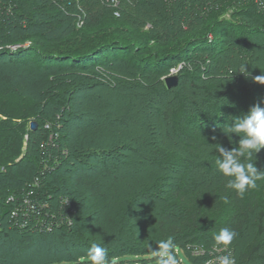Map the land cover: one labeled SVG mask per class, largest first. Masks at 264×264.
<instances>
[{
    "label": "trees",
    "instance_id": "16d2710c",
    "mask_svg": "<svg viewBox=\"0 0 264 264\" xmlns=\"http://www.w3.org/2000/svg\"><path fill=\"white\" fill-rule=\"evenodd\" d=\"M100 1L97 4V0H0V68L6 69L4 74L0 73V78L4 76L6 89L13 97L27 101L21 103L18 112L22 116L17 115L16 119L33 116L38 124L36 131L28 134L29 151L20 157L21 127L10 123L11 116L1 122V117H7L8 110L0 105V167L4 169L0 172V264H17L18 261L13 260L15 256L49 240L61 246L87 249L99 244L106 249V264L122 263L125 258H133L137 264H154L159 258V241L171 240L172 253L175 249L185 251L190 245L202 246L205 257H191L188 261L203 264L206 255L223 254L209 251L222 228L227 227L236 234L234 241H240L243 234L264 237V181H258L255 189L240 196L227 187L231 178L224 177L216 164L220 158L216 145L239 150L243 135L225 134L223 130L254 104L264 107V84L256 82L251 75L255 72L254 51L250 50L252 54L244 60L235 55L227 59L225 65L220 63L221 67L218 65L213 69V64L221 62L216 55H226L230 49L236 53V44L246 46L251 42H264V10L258 11L257 19L249 24L225 17H205L206 10L211 7L220 10L222 7L226 11L228 4L237 5L241 0H177L172 3L176 13L190 9L186 15L192 22L189 28L177 30L162 23L160 29L144 35L138 45L139 38L133 40L129 30L125 33L115 25L109 27L105 22L107 18L90 8L89 3L94 6L100 3L105 12L112 14L110 6L107 4L106 8ZM166 1L171 3L172 0ZM261 1L264 9V0ZM135 2L139 9L148 4L144 0ZM242 2L240 16L257 12V0ZM73 14L80 17V27L76 26L75 16L69 17ZM172 38L178 39L170 42ZM161 40L170 44L164 51L147 48L149 43ZM26 43V48L8 49ZM116 62L137 70L141 81L146 76L152 78L158 94L168 99V105L159 113L161 121H156L155 129H159V123L163 129L165 125V137L178 144L184 143L181 140L185 136L188 138L184 133L188 127L198 135L186 140L182 151L188 159L176 158L179 150L168 156L157 146L138 151L126 149L134 157V163L138 159L139 163L147 160V164L160 169L156 175L175 172L177 168H180L179 172L185 170L187 175L182 172L185 177L176 189L163 192L165 187L158 186L159 181L139 183L142 176L132 174L130 163L120 164L114 160L109 164L104 160L114 159L115 153L109 148L113 142H106L103 132H118L128 124L143 133L146 130L145 134L149 130L124 112L115 118L113 109H106L113 106L106 99L112 98L117 102L118 110L130 111L135 106V98H123L124 94L120 92L131 90L127 84L116 79H111L107 86L83 84L84 79L88 80L81 74L83 71L95 70L100 74L109 67L115 68ZM178 63H182V82L179 81L175 90H166L160 79L168 65ZM242 64H246L247 77L236 71ZM231 65L235 67V80L226 76ZM113 90L119 91L115 97ZM84 92L88 93L85 97H89L90 104L98 105L96 113L85 112V106L79 104L78 94ZM4 93L7 92L3 90L1 96ZM155 93L149 97L154 99ZM151 99L147 101L142 96L138 101L140 110L144 109L145 113L147 108L151 110ZM171 100L174 104L179 100V104L174 107L169 104ZM232 109L238 110L236 117L232 115ZM56 115H60L58 130L56 125L49 131L44 130V125L54 123L51 120ZM150 115L155 117L156 114ZM55 131L59 132L58 144L45 146L50 153H42L38 147L40 141L55 137ZM149 134L148 131L146 138L152 142ZM134 144L141 146L138 140ZM260 152L254 154L253 163L258 170H264V155H259ZM203 153H206L205 158ZM92 160L95 163L89 164ZM45 165H50L51 170L42 171ZM200 170L207 176H200ZM30 191L33 193L28 197ZM132 191L133 197L127 200ZM11 196H25L32 203L41 200L49 203L47 211L50 214L45 209L42 213H34L41 216L42 223L49 225L54 233L36 232L33 227L27 230L12 228L6 219L13 208L12 203H7ZM62 197L72 206L69 212L71 224L64 222L57 226V221L52 223L48 216L66 215L68 210L61 204ZM152 200L153 206L146 210ZM148 214L153 216V221L151 227H146L150 229L146 232L142 222ZM7 242L8 246H5ZM229 253L234 264H264L263 241L249 247L241 246L240 252L233 249ZM82 258V263H90L88 255ZM75 259L71 257L66 262L75 264Z\"/></svg>",
    "mask_w": 264,
    "mask_h": 264
},
{
    "label": "rangeland",
    "instance_id": "374dc122",
    "mask_svg": "<svg viewBox=\"0 0 264 264\" xmlns=\"http://www.w3.org/2000/svg\"><path fill=\"white\" fill-rule=\"evenodd\" d=\"M177 0H172L171 3L170 1H166V0H162V2L160 1H154V0H144V2H147L148 4L142 8L139 9V7H137L135 0H102V3L104 6H106L108 4V6H106V8L108 7L109 9H112L113 12L112 14L109 15L108 12H105V10L102 8V6L99 5L98 6H94L92 4L89 3L90 8L97 10L98 12L102 13L104 15V18H107L106 24H108L109 27L114 28V25L116 26V28H120L122 29L123 32L127 33L129 30V33H131L132 39H138L140 41H138V45L141 44V39L144 35H148L151 32H155V30L160 29V24H167L168 26L170 25V27L172 29H182V30H186L189 28V24L192 23L190 22V19H187L186 15L189 14V11H186L183 7V9L185 10H178V12L176 13V7L172 5L173 2H175ZM243 0H241L240 2H238V6L235 4H228L227 10L225 11L224 9L221 10L219 9V7H211V9H207L206 13H205V17L206 18H211V17H218V18H231L235 21H239L241 20L242 22H246L251 24L252 21H255L258 17V11H263L264 9H262V6L260 5V3L262 2L261 0H257V12L256 13H252V15L250 16H240L239 14H241L240 11V7L242 6V4H244L242 2ZM98 2H101L100 0H97V4ZM153 4L154 6L151 7L149 4ZM86 4V3H85ZM105 8V9H106ZM187 8H189V6H187ZM217 8V9H216ZM261 8V9H260ZM107 11V10H106ZM219 13H221L220 15H218ZM79 15V14H78ZM173 15V16H172ZM73 17L75 16L70 15L69 17ZM76 20V26L80 27L81 26V22L80 21V17L75 16L74 17ZM119 21H118V20ZM115 21V22H113ZM118 25V26H117ZM133 29L132 32H130V27ZM157 28V29H156ZM178 38H172L169 41L173 42L176 41ZM169 42V43H170ZM27 43L24 45H20V46H16L15 45V51H17L18 49H23L27 47ZM170 45V44H168ZM168 45L163 43V40L157 42V43H149V46L147 45V48L150 49H154V50H160V51H164L165 49L168 48ZM14 46L8 47L9 50H12ZM227 45L224 46V48H226ZM237 50L235 51L236 53L232 52L231 49L228 50L226 55H216L219 57V60L221 62H219L217 65L213 64V69H216L217 66H220V63L224 64L227 62V59H231L232 57H234L235 55H239V57L244 60L246 59V56L250 55L253 53V66H254V73H252V76H258L261 75L264 72V42H260V43H248L246 46H241L240 43L236 44L235 47ZM254 51L251 53V51ZM217 57V58H218ZM218 60V61H219ZM217 63V62H216ZM6 65L10 66L9 63H6ZM243 65V64H242ZM116 66L115 68L112 69H106L105 71L103 70H99L102 71L100 72V74H97L94 71L91 70H86L83 71L81 74L84 76V78H87L88 80L84 79L83 84L84 85H88L90 84V86L93 85H97V84H105L106 86L108 85L107 83H111L110 80L111 79H116L119 82H122L124 85L129 86L131 88L130 91H127L126 89L122 92L124 95L123 98L126 99H134V105L133 108H131L130 111H122V110H118L117 109V102L114 101V98H112L111 100L106 99L107 101H109L110 105L113 104V106L106 108L107 110L113 109L112 112L114 115H116L115 118H118L123 112L128 114V116L130 118H133V120L135 122L138 123H143L144 126L146 125L147 130L150 132L149 136H151V140L152 142L148 141L146 138L148 136V131L145 134L140 130H137L136 128L132 129V127L130 126V124H128V127H122L121 130H119L118 132H114V131H108L107 132H103L104 134V140H106V142H113V144L111 146H109L110 149H113L115 155L113 156L114 159H104L106 160V162H113L114 160H118L120 164H128L130 163L132 166L131 172L132 174H136L139 176H142L139 180V183H144L147 182L148 184L154 183L155 181H159L158 182V186L161 187H165L163 189V192L170 191V189H176V186L181 184L180 180L182 179L183 173L184 175H187L185 170H183L182 172H179L180 168H177L175 170V172H166L165 174H159L156 175V172H158L157 170L160 169H156L154 166L151 167L149 164H147V160L143 163H139L140 159H138V161H136L135 163L133 162L134 157H132V154L130 152H128L126 149L127 148H131L133 149V151H138V149L140 150H144L146 149V147H149L151 149L156 148V146L158 147L159 150H165V152L170 155L173 154V152L175 150H179V153L176 154V158H183V159H188V157L186 156L185 151H182L185 147L186 144V140L192 139V138H197L198 135L193 134L191 131V127L186 128V130H184L185 134L188 136V138L185 136L184 137V141L181 140L184 143H176L175 140H171L168 139L169 137H165L164 133L166 131V126L164 125V129L162 128V124L159 123V129L157 127V129H155V124L159 121H161V118L158 117L159 113H161V111H164V108L166 105H168V99L164 98L163 96H160V94H158V89L156 88V86L154 85V82H152V78L147 77L144 79V81H141L140 77L138 76V72L137 70H132V69H128L125 68L123 65H119L117 62L114 65ZM120 66V67H119ZM232 67L228 68L231 69V71H228L227 73V77L228 78H232V80L236 79V75H235V67L233 65H231ZM1 67V66H0ZM13 67V66H10ZM15 67H17V65H15ZM221 67V66H220ZM240 68V66L238 67ZM209 69H212L211 66L209 67ZM6 70L4 67L0 68V73L1 75L4 74L3 72ZM182 71V63H178V64H173V65H168L167 67V71L165 72L164 76L160 79L162 81V84L164 86V88L166 90H175L178 86V83L180 81V83L182 82V78H183V72ZM201 71H203V69L201 68ZM233 72V74L231 75V73ZM203 73H205V71H203ZM261 73V74H260ZM185 74V73H184ZM98 75V77H97ZM147 75V74H146ZM234 75V76H233ZM177 77V85L171 89H167L166 85H165V79L168 77ZM252 76L250 78H252ZM4 77V76H3ZM3 77L0 78V105L2 107H5L8 111H7V117H1V122H3L2 120L6 121L8 120V117H13L11 118V124L15 125L17 127H21L19 129L20 135L19 138H21L22 140V146H21V152H20V157L23 156V154L26 151H29L27 148V140H28V134L35 132L36 129L38 128V124L35 121V118L33 116H26V118H21L18 117L20 119H16L17 115L22 116V114H20L18 112L19 107H21V103L22 102H27L24 101L23 99H19V97H13L10 93V90L6 89L8 86L6 85V81L3 79ZM166 77V78H165ZM165 78V79H164ZM192 80V82H194L195 80L190 78V81ZM134 84V86H131L132 84ZM124 87V86H123ZM111 89H114V87H112ZM6 91L7 93H4L3 96H1V92ZM112 95L113 97H115L117 95V93L119 91H112ZM153 92H156L155 95L153 96L154 99H151L149 96L150 94H152ZM88 93H81L78 94L80 99L79 104H82L85 106V112L88 113H93L95 112V110L97 109L94 103L90 104V101H88V96L85 97V95ZM145 97L146 100H150L151 99V104H153L152 109L150 110L149 108H147V112L145 113V110H140V104L138 101H140L141 97ZM152 97V96H151ZM172 102V104H171ZM171 102H169L170 105L172 106H176L179 104V100H175V104L174 101L171 100ZM115 103V104H114ZM1 107V109H2ZM232 115H234L235 117L237 116V112L238 110L232 109ZM96 113V112H95ZM156 114L155 117H152V115L150 114ZM60 115H56L54 117V119H52L51 121L54 122L52 123H48L46 125H44V130H51L52 126L56 125V130H58L59 125H58V121L60 120ZM238 118V117H236ZM157 121V122H156ZM82 122V121H81ZM80 121L78 123H81ZM85 122V121H84ZM31 123H36L37 127L35 130H31L30 125ZM149 124L152 125V127H149ZM95 132V131H94ZM164 132V133H163ZM192 134V135H191ZM55 137H49L48 141H40L39 143V150H42L41 152L43 153L44 151H46L47 153H50L49 149L47 151V145H49L50 147L55 146V144L57 145V139L59 136V132L55 131ZM57 136V137H56ZM57 138V139H56ZM35 138H33L32 140H34ZM138 140L139 144H141V146L135 145L134 141ZM148 143V145H147ZM155 144V145H153ZM46 146V147H45ZM49 147V148H50ZM55 149V148H54ZM142 153V152H141ZM261 154L259 155H264V149H261ZM46 155V154H45ZM202 155L203 158L206 157V153H203ZM169 156V155H168ZM47 158H49L48 155H46ZM111 160V161H110ZM56 162V161H55ZM133 162V163H132ZM94 164L95 162L92 160L89 164ZM114 163V162H113ZM104 164V163H103ZM115 164H112V166ZM103 167V166H102ZM101 167V168H102ZM118 167H120L118 165ZM100 168V169H101ZM50 169L51 167L49 165H45L44 168L42 169ZM163 168H161L162 170ZM202 170V169H201ZM198 172V174H200V176H207V173L204 171ZM4 171L3 167H0V172ZM161 172V171H160ZM210 174V173H208ZM199 176V175H197ZM197 176H195V178H198ZM199 176V177H200ZM124 190V189H123ZM122 190V191H123ZM128 191V190H127ZM119 192H121V190H119ZM29 193V192H28ZM27 193V194H28ZM33 193V192H32ZM125 191H124V195H125ZM133 191L130 193H128V197L127 200H129L130 198L133 197ZM123 195V196H124ZM28 196V195H27ZM14 200L13 204V208L10 210L9 215L6 217V219L8 220V222L10 223V226L12 228H15L17 230H27V228H34L36 230V232H40V233H54V231H52L48 226L49 225H44L42 223L41 216H38V214L34 213V214H30V212H27L28 210L30 211V209H26V207L23 206L22 200L24 201L23 198H26L25 196H23L22 198H18V197H13L11 196ZM135 197V196H134ZM1 198V197H0ZM121 199V198H120ZM2 200V198L0 199ZM60 200L62 201L61 204L66 207V209L68 210L65 214L66 215H55L56 218H54V215H49L48 218H50V221H52V223H54L55 221H57V226H61L62 224H64V222L66 224H71V219L69 218V212L72 209V206H70V202L66 199L60 198ZM34 204V212L40 211L41 213L45 212L49 213L50 211H47V208L50 206L49 203H45L44 201H38L37 203H33ZM148 203H145L144 206H147ZM69 205V207H68ZM153 206V200L150 201L149 205L146 207V210L150 209ZM13 211H18V218L17 220L15 218L12 217V213ZM152 212V211H149ZM50 214V213H49ZM28 216H30V218H27ZM149 216V217H147ZM147 216H145V220L142 222V225L144 227V231L149 232L150 229H147L146 227H151L152 226V221H153V216L148 214ZM32 222H31V221ZM49 220V219H48ZM151 221V222H149ZM49 223V222H48ZM53 234H51L50 237H52ZM234 241V240H233ZM232 241L231 245L228 246L227 248L223 247V246H218L216 244V242H214L215 244L209 248V251L214 254H219L222 253L223 254L221 256H217L216 255H212L211 253L208 255H206V259L204 261L203 264H211V262L213 261H219V258L222 256H229L232 258L231 254L229 253L231 250H238V252L241 251V246L244 247H249L250 245H254V243H258V242H262L264 243V237H258V238H254L252 236L243 234L240 237V241L235 240L234 242ZM1 243V242H0ZM8 243L5 244V246H8ZM39 245V246H38ZM78 249V250H77ZM203 250L204 248L200 245H190L188 247H186L185 251L182 250H174L173 251V256L175 257L176 260V264H190L188 259H190L191 257L193 258H201V257H205V254H203ZM4 251V248L1 250V252ZM76 251V253H75ZM78 251V252H77ZM89 249L84 248V247H74L72 245H67V246H61L58 243H51L50 240L47 243H43V245L41 244H36L35 247H33L31 250H29L27 253L25 254H21V255H17L15 256V258L13 260L18 261L17 264H69L66 261L68 259L72 258H76L75 260L76 263L75 264H85L82 263V256L87 255ZM75 253V254H74ZM10 258L12 259L13 257L10 256ZM18 258V259H16ZM160 257L157 258L156 262L154 264H158ZM10 260V259H8ZM124 261L122 263H117L116 261H113L114 264H137L135 263V261H133V258H125L123 259ZM14 261V262H15ZM90 264V263H87Z\"/></svg>",
    "mask_w": 264,
    "mask_h": 264
},
{
    "label": "clouds",
    "instance_id": "9594fccd",
    "mask_svg": "<svg viewBox=\"0 0 264 264\" xmlns=\"http://www.w3.org/2000/svg\"><path fill=\"white\" fill-rule=\"evenodd\" d=\"M245 65H241L236 71L247 77L249 73ZM254 80L264 84V73L255 76ZM223 131L225 134H243L239 141V150L225 149L223 146L216 145V151L220 157L216 160L219 171L224 177L231 178L227 187L243 196L248 190L255 189L258 181H264V170H258L253 163L254 154L264 149V107H261L259 103L254 104L246 114L236 118ZM242 157L246 159L242 160ZM235 235L229 228H222L216 234L215 242L218 246L227 248ZM172 247L171 240L159 241L158 264H176L171 252ZM87 255L90 264H106V249L99 244H93ZM219 261L220 264H234V260L229 256H222Z\"/></svg>",
    "mask_w": 264,
    "mask_h": 264
},
{
    "label": "built area",
    "instance_id": "2783aa9c",
    "mask_svg": "<svg viewBox=\"0 0 264 264\" xmlns=\"http://www.w3.org/2000/svg\"><path fill=\"white\" fill-rule=\"evenodd\" d=\"M12 50H15V46L12 48ZM32 192H33V191H30V192L28 193V197H29L30 195H32ZM28 197L24 198V201L22 200L23 206L26 207L27 210L30 209V211L28 210L27 212H30V214H34L33 209H34L35 206H34V204L28 199ZM13 202H14V200H13L12 197H9V198L7 199V203H13ZM12 217L15 218V219L17 220V218H18V211H13V213H12ZM27 218H30V216H28ZM207 264H209V263H207ZM211 264H220V262L213 261V262H211Z\"/></svg>",
    "mask_w": 264,
    "mask_h": 264
},
{
    "label": "water",
    "instance_id": "95a60500",
    "mask_svg": "<svg viewBox=\"0 0 264 264\" xmlns=\"http://www.w3.org/2000/svg\"><path fill=\"white\" fill-rule=\"evenodd\" d=\"M15 51V50H14ZM165 85L167 89H171L177 85V77H168L165 79ZM37 127L36 123H31L30 128L31 130H35Z\"/></svg>",
    "mask_w": 264,
    "mask_h": 264
}]
</instances>
